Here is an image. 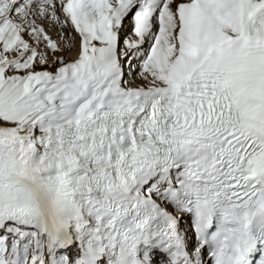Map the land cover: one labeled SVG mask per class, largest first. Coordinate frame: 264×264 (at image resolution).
<instances>
[{"label":"snow or ice","instance_id":"obj_1","mask_svg":"<svg viewBox=\"0 0 264 264\" xmlns=\"http://www.w3.org/2000/svg\"><path fill=\"white\" fill-rule=\"evenodd\" d=\"M0 264H264V0H0Z\"/></svg>","mask_w":264,"mask_h":264}]
</instances>
